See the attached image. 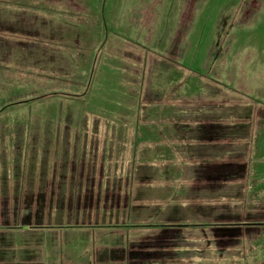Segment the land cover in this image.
Listing matches in <instances>:
<instances>
[{"label":"rangeland","instance_id":"374dc122","mask_svg":"<svg viewBox=\"0 0 264 264\" xmlns=\"http://www.w3.org/2000/svg\"><path fill=\"white\" fill-rule=\"evenodd\" d=\"M116 1L105 0V5L107 4L105 10L104 3L100 4L98 11L99 13L104 11V20L99 24L98 11L97 13L93 11L91 17H88L83 24L85 25L83 31L70 26L75 24L76 20L66 15V9L48 3L47 5L36 2L29 4L30 7L35 5L44 7L38 10L40 12L35 13L45 16L47 22L51 24L47 26V29L44 27L47 34L51 33L50 30L53 27H56V31L61 27L56 34L40 35L41 43L37 49L29 50L23 45V39L18 35H11L9 30V24L14 22L13 20L20 21L19 29L27 28V23L24 22L27 17V0H0V160L10 157L12 159L13 152L16 150L15 145L20 149L18 153L22 151L27 154L35 146L41 153L48 156L50 137L46 138L45 130L49 125L63 127L65 122L70 121L72 125L81 128L86 125L87 128H85L86 132H84L85 129L81 130L82 132L79 131L78 135L75 132L72 136H69V132L60 133L62 140L60 145L64 146V150L72 149L69 154H65V157L72 158L73 146L81 147L84 144L94 145L95 153L99 155H103L104 150L109 154L112 151L113 157L118 159L117 163L113 159L112 170L116 166L118 168L116 174L114 175L115 171H113L111 175V184L120 182L121 178L123 186L126 182H130L131 187L149 189V191H133L137 194L136 199L143 202L139 205L145 210L144 213L149 215L155 212H170L169 214H172L173 210H181L180 212L186 214L184 216L186 221H192L190 219H193L197 209L192 207L187 209L183 205H199L202 200L201 204L206 208L231 206L229 200L233 198L230 196L232 197L233 193L241 195L242 191H217V193L210 190L199 191L201 190L199 187L209 186L195 183L201 172L194 168L199 165V162L194 160L199 161V159L197 153L192 156L194 151L191 149L195 147L190 149L187 137L189 134L186 136L184 134L194 127L195 130L197 129V124L191 123L193 120L209 118L215 120L221 113L225 114L226 108L234 109L231 111L235 114L238 111L243 113L245 108L252 110L247 118L252 119L250 120L252 122L251 136L255 134L253 129H257L260 125L258 121L264 112V64L261 60L264 38L263 2L248 0L243 15L240 14L241 9L231 12L237 23L246 24V28L249 29L242 33V40H246V45L244 47L231 45L236 51L235 54L231 52V49H226L217 60L214 59L213 53L209 54L211 58L208 59L209 52H207L205 62V58H200L207 50L206 42L196 53L190 54L191 51L187 52L189 44L186 43L189 42V35H184L183 38L181 35H151L153 32H160L161 27V24L159 28L155 26V18L152 17L154 8L149 10L146 27L141 29L142 32L139 35L135 34L134 30L136 22L129 29L131 34L122 35L126 33V30L122 29L120 35H114L115 31H120L116 27L123 23L119 19L116 21L114 15L112 18L116 10L114 8ZM178 3L183 2L176 0V6ZM180 9L181 7H176L172 26L179 21ZM121 10L123 11V7L116 11L121 12ZM260 13L262 15L258 17ZM137 23L140 24L137 29L139 31L144 23L143 15ZM133 31L134 34H132ZM249 39L254 41L252 46L248 45ZM203 63H206L209 69L206 68V64L205 67H200ZM134 66L137 71L128 74L127 69ZM52 77L60 80H51ZM110 78L119 80L114 90L110 87L112 82ZM147 86H150L149 93L154 98L145 96ZM239 90L247 95L238 93ZM58 91L60 95L53 96V93ZM98 92H104L106 95L103 97L104 101L97 97ZM196 92L198 94L193 95ZM83 93H88L91 98L81 97ZM187 96L198 97L182 99ZM253 98L259 100L250 101ZM109 100L111 103L107 104L104 110H102L103 106H98V101L108 102ZM60 101L62 104L59 107ZM256 101L259 103H252ZM82 103H89V108L81 106ZM117 103H120V106ZM189 106L198 107L195 114L193 109L191 110L193 113L184 112V109ZM120 107L122 108L118 109ZM113 108H117V111ZM245 117L246 115L242 114L241 119L244 120ZM169 124L180 125V132L177 130L175 134L176 141H171V144L161 130ZM233 125L237 126V123ZM261 125H264V122ZM114 126L115 129H113ZM120 127H123L121 137L119 136ZM248 128V136H244L247 138L250 133ZM156 133L157 137H155ZM259 134L257 132V137ZM262 135L264 136V130ZM143 136L145 139L141 141ZM159 136L162 138L160 142H152V140L158 141ZM185 137L186 140L183 141ZM250 141L248 149L237 147L241 149V152L247 150V156L248 153L251 155V149H254V144L252 140ZM190 144L194 146L195 142L192 141ZM176 148L177 151L174 152ZM190 155L193 158H190ZM37 163H39L37 165L39 170L43 172H39L37 176H35L36 173L1 170L0 186L46 187L49 182L47 176L51 174L48 175L47 170L42 166L45 162L40 163L38 160ZM23 164L22 162L20 166L22 167ZM32 164H35L34 161ZM50 167L52 168V165ZM119 167H123L124 173L121 174ZM53 175L56 179L61 177L57 173ZM64 175L71 176L67 171ZM67 180L65 187H71L70 179ZM231 187L241 188L244 185L229 184L225 188ZM183 188L187 190L178 191ZM22 192L27 197V191ZM235 200L237 199H233L234 203ZM247 208L248 206L244 209ZM217 213L221 215L222 211ZM255 216L257 217L256 214ZM90 220H93V217L88 219ZM110 222L112 221L105 220L103 225L117 224L114 220V223ZM119 222L121 223L122 220L120 219ZM42 223L47 224L49 221L43 220ZM153 223L157 222L153 219L151 221L150 218L140 219V224ZM132 224L139 223L132 222ZM241 228L240 234H235L236 238L232 246L224 244L219 247L213 242L211 236L202 239L193 237L190 240L186 239L185 243L178 244L179 250H170V252L177 251L178 256L175 257L178 259H173V256L165 260L150 258L140 261V264H264V232L261 230V233H253ZM153 231L152 229L129 231L130 240L126 242L127 248L129 249L131 245L134 247L140 245L139 237L142 233L147 234ZM54 233L55 238L52 242H56L61 250L57 254L59 264L71 262L69 249L79 247L82 236H89V240L84 241L88 250L90 247L93 249L96 239L104 241L98 242L95 246L97 255L93 263H123L108 259L109 251H120L125 247V235L116 236L121 234L118 230L76 228L58 230ZM67 237H70L69 240L66 239ZM223 239L226 241V237ZM80 249L84 248L80 247L78 250ZM79 252L80 257H78L86 258L87 262L81 260L84 262L81 263L79 260L78 264H88L89 259L84 254L86 252ZM93 253L92 258H94ZM187 253L189 255H185ZM99 254L105 257L103 261L99 260ZM43 264H47V261Z\"/></svg>","mask_w":264,"mask_h":264},{"label":"flooded vegetation","instance_id":"af4514ba","mask_svg":"<svg viewBox=\"0 0 264 264\" xmlns=\"http://www.w3.org/2000/svg\"><path fill=\"white\" fill-rule=\"evenodd\" d=\"M181 1L183 3H178L176 6V0H117L114 8L118 10L123 7V11L117 12L115 10L112 14V18L114 15L116 21L119 19L120 22L123 23H121V26L116 27L120 31H115L114 35H120L122 29L126 30V33L122 35L131 34L129 29L133 26L132 24L134 22H136L134 29L135 34L139 35L140 32H142L141 29L146 27L145 24L148 20L149 10L154 8L152 17L155 18V26L157 25V28H159V24H161V27L159 29L160 32H153L151 35H181V38H183L184 35H189V42L186 43L189 44L187 52L191 51L190 54L196 53L200 49L199 47L206 42L205 45L207 50L200 58H205V62L207 61V52H209L208 59L211 58L209 54L212 55L213 53L214 59L217 60L223 55L224 50L231 49V52L235 54L236 51L232 46L237 47L238 45H243L244 47L246 45V40H242V33L249 29L246 28V24L237 23L236 18L231 15V12H236V10L241 9L240 14L243 15L246 11L248 0ZM141 2L146 3L144 4ZM261 2L264 4V0H261ZM176 7H181L179 21L175 26H172L171 22L173 21ZM142 15L144 16V23L140 30L137 31L140 25L137 22ZM261 15L262 13L258 14V17H261ZM107 17H109V15H107ZM104 18L105 16L103 15V20ZM116 25L117 24H115V26ZM225 27L226 30H224ZM132 34H134V31ZM248 43V45L252 46L254 41L249 39ZM209 49L210 51H208ZM262 52L261 60L264 64V38ZM95 64L94 62V65ZM205 64L206 63L201 64L200 67H205ZM151 67H153V64H151ZM206 68L209 69L207 64ZM127 70L128 74L137 71L135 66ZM110 79L112 80L110 87L114 90L115 84L119 83V80L117 78ZM145 90V96L147 95L148 97L154 98L149 93L151 90L150 86H147ZM238 93L247 95L240 90ZM196 94H198V92L193 95ZM85 96L90 97L88 93L81 94V97ZM105 96L104 92L97 93V97L101 98L103 101L105 100V98H103ZM184 97H182V99L186 100L191 98L197 99L198 96ZM200 99H202V97H200ZM255 99L259 100L258 98ZM255 99L253 98L250 101H255ZM103 101H98V106H103L102 110L107 107V104L111 103L110 100L108 102ZM252 103L256 104L259 102L256 101ZM61 104L62 102L59 103L58 106L60 107ZM80 105L89 108L90 104L82 103ZM117 105L120 106V103H117ZM121 108L122 107L118 109ZM113 109L117 111V108ZM192 109L195 114L198 107L189 106V108L187 107L184 109V112L188 113L187 111H191ZM209 110L211 111V109ZM217 110L223 111L224 109ZM231 110L234 109L227 110L226 108L225 114L221 113L215 120L210 118L199 121L193 120L191 123L197 124V129L195 130L194 127L190 132L184 135L186 136V134H189V136H187L188 146L190 149L191 147H195L191 149L194 151L192 156L197 153V158L199 159V161H197V159L194 160L199 162L198 167L194 168L201 172V175H199L195 183L209 186H201L199 187L201 189L199 191L210 190L214 193H217V191H242V193L241 195L233 193L232 197L230 196V198L237 199L235 203L233 199L229 200L231 206L206 208L201 204L202 200L199 205H183L187 209L191 207L197 209L193 219H190L192 221H186L184 218L186 214L185 212H180L181 210H173L171 211L172 214H169L170 212H155L149 215L144 213L145 210L139 205L143 202L136 199L135 195L137 194L133 191H149V189L131 187L130 182H126L123 186L121 178L119 179L120 182L111 184V175L113 171H115V175L117 172L116 169L118 168L116 166L112 170L113 159L115 163L118 161L117 157H113L112 151H110L109 154L104 150V154L99 155L95 153L96 150L94 145L90 144L87 146L84 144L81 147L73 146L72 158L70 156L65 157V154H69L72 149L68 148L67 151V149L64 150L63 145H60L62 143L60 133L69 132V136H72L75 132V134L78 135L79 131L87 128L86 125L81 128L77 127V125H72L70 121H67L68 123L65 122L63 127H59L58 125L55 127L53 124L49 125L44 132L46 138L48 136L50 137L48 156H45L43 152L41 153L35 146L27 154L22 151L18 153L20 149L16 148L15 145L14 148L16 150L13 152L12 159L10 157L0 160V173L1 170H9V172L15 171L18 173L24 171L28 174L36 173L35 176H37L39 172L43 173L37 166L39 164L37 162L40 160V163L45 162L42 166L47 170L48 175L51 174V176H47L49 182L44 188L0 186V264H43L45 261H47V264H59L57 254L61 252V250L58 248L56 242H52L53 238H55L54 232L58 230L108 228L120 231L121 234H117L116 236L125 235V247L120 251H109L110 256L108 259L110 261H121L123 262L122 264H140V261L142 262L145 259L149 260L150 258H152V260H165L169 256H173V259H178L175 257L178 256L177 251L170 252V250H179L178 244H181V242L185 243L186 239L190 240L193 239V237H200L202 239L211 236L213 242L217 246L222 247L224 244L228 246L233 245L235 241L234 238H236L235 234H240L241 227V229L248 230V232L261 233V230L264 232V173L262 169L264 165V136L262 135L264 125H261L264 122V112L262 113V118L258 121L260 125L257 129H253L255 134L251 136L250 124H252V122L250 120L252 119L247 118V115H251L252 110L245 108L243 113L238 111L237 114ZM193 111L191 112L193 113ZM242 114L246 115L244 120L241 119ZM224 120L229 124L233 122L231 125L234 124V122L241 125L243 129L242 132L244 131L242 135L244 136H248L247 127H249V140L247 142L224 140L226 136L231 137L234 135L231 129L225 130L220 126L221 124H225L223 123L225 122ZM166 121H168L167 118ZM179 126L180 125L169 124L161 129L162 134L165 135L166 139H169L170 144L171 141H176L175 134L177 130L180 132ZM122 128L123 127L119 128L120 137L122 136ZM113 129H115V126ZM84 132H86V129ZM184 132H186L185 128ZM257 132L258 134L261 132L258 137ZM155 137H157V133ZM54 138L56 139L54 140ZM144 139L145 136L141 137L140 140L142 141ZM161 139V136H159L158 141L152 140V142L157 143L160 142ZM185 140L186 137L183 141ZM250 140H252L254 144V149H251V155L248 153L247 156V150L246 152H241L240 148L230 147V145L232 146L237 143L243 145L240 146L243 147L242 149H248L251 142ZM192 141L195 142L194 146L190 144ZM172 144L174 145L173 142ZM224 145H229V147L224 148ZM35 148L36 152L34 150ZM171 149L173 151V148ZM176 151L177 148L174 152ZM192 156L190 155V158H193ZM33 161L35 164H32ZM22 162L24 166L22 165L21 167L20 164ZM51 165L52 168L50 167ZM119 170H121V174L124 173L123 167H119ZM66 171L70 173L71 176L64 175ZM54 173L60 174L61 177H59V179L54 178ZM261 178H263V180ZM67 179H70L72 183L71 187H65L66 181L68 182ZM251 181H253V186H251ZM229 184L244 185V187L225 188L229 186ZM150 190L155 191L153 189ZM186 190L187 188H183L178 191ZM22 191H27V197L24 196V192ZM137 201H139V203ZM246 206H248V210L244 209ZM142 210L143 212H141ZM224 210L225 213H223ZM220 211H222L221 215L217 213ZM91 217H93V220L88 221ZM149 218L151 221L153 219L157 223L149 225L140 224V219L148 220ZM120 219L122 220L121 223L119 222ZM43 220L49 221V223L43 224ZM105 220L112 221L110 223H114V220L117 221V224L103 225ZM132 222H138L139 224H132ZM136 229H152V231H154L152 233L147 232V234L141 232L142 236L139 237L141 241L140 245L136 247L131 245L128 249L126 242L130 240L128 236L130 234L129 231ZM123 231L125 233H122ZM225 231L232 234L226 235ZM186 235L189 236L187 237ZM88 237L89 236H82L79 247L69 249V258H71V262L64 264H78L79 260L81 263L87 262L86 258H79V251L86 252L84 254L87 259H89L88 264H95L93 263L97 255L95 246L98 242L104 241L96 239L93 249L90 247L88 250L86 247V242L89 240ZM223 237H226V241ZM16 238L17 240H15ZM69 238L70 237H67L66 239L69 240ZM135 244H138V242ZM80 247L84 249L78 250ZM41 249L44 250L41 251ZM91 252H94V258H92ZM185 255H189V253ZM45 256H47V258ZM99 256V260L103 261L105 257L101 254H99ZM81 260H84V262ZM112 264L118 263L113 262Z\"/></svg>","mask_w":264,"mask_h":264},{"label":"trees","instance_id":"16d2710c","mask_svg":"<svg viewBox=\"0 0 264 264\" xmlns=\"http://www.w3.org/2000/svg\"><path fill=\"white\" fill-rule=\"evenodd\" d=\"M34 2L40 4V5H47L46 3L56 6V7H62L63 9H66L65 11L67 16L73 17V19L76 20L75 24H70L72 28H80L81 31L85 30L83 24L86 23L88 20V17H91V13L97 11L100 8V4L104 3V10L106 8L105 0H27V17L24 19V22L27 23V28H18V22L19 20H13L14 22H11L9 25V30L11 31V35H18L21 39H23L22 43L24 46L27 47L29 50L37 49V46L41 43L39 36L40 35H52L56 34L61 30V27L58 28V31H56V27H53V29L50 30V34H47L44 27L48 25H51L47 22L45 19V16H40V14L35 13L38 10H41V8H44L43 6L39 7H30L29 4H33ZM40 12V11H38ZM104 12V11H103ZM103 12L99 13L98 11V23L100 24L103 21ZM17 14V13H15ZM14 15V14H12ZM15 16V15H14ZM17 18V17H16ZM60 25V24H59ZM16 27V29H15ZM70 29V27H69ZM46 41V40H45ZM60 80L58 78L52 77L51 80ZM60 95L59 91L57 93H53V96ZM57 98V97H55ZM226 235H230L232 233L226 232Z\"/></svg>","mask_w":264,"mask_h":264},{"label":"crops","instance_id":"0c3cea01","mask_svg":"<svg viewBox=\"0 0 264 264\" xmlns=\"http://www.w3.org/2000/svg\"><path fill=\"white\" fill-rule=\"evenodd\" d=\"M224 121L225 122H223V123H225V124H221L220 126H222L225 130L231 129V131L234 134L231 137H227L226 136L224 138V140H231V141H234V142H239V141L247 142L249 140V137L247 138V137H244V135H242L244 131L242 132L243 129H242L241 125H239V124H237V126L233 125V124L231 125V124L227 123L226 120H224ZM231 123H233V122H231ZM240 146H242V145H240ZM240 146H239V144L238 145L233 144L232 146L230 145V147H233V148L234 147H240ZM224 147L225 148L229 147V145H224ZM263 164H264V160H263ZM262 169H263V173H264V165H263Z\"/></svg>","mask_w":264,"mask_h":264}]
</instances>
